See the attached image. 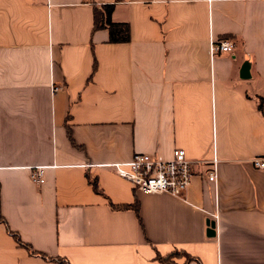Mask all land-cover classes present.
Listing matches in <instances>:
<instances>
[{
  "label": "crops",
  "instance_id": "obj_1",
  "mask_svg": "<svg viewBox=\"0 0 264 264\" xmlns=\"http://www.w3.org/2000/svg\"><path fill=\"white\" fill-rule=\"evenodd\" d=\"M106 3L130 41L94 27ZM261 102L264 0H0V264H58L8 227L72 264H264ZM175 148L216 180L148 194L103 166Z\"/></svg>",
  "mask_w": 264,
  "mask_h": 264
},
{
  "label": "built area",
  "instance_id": "obj_2",
  "mask_svg": "<svg viewBox=\"0 0 264 264\" xmlns=\"http://www.w3.org/2000/svg\"><path fill=\"white\" fill-rule=\"evenodd\" d=\"M234 46L235 43L230 39L211 37L210 53L214 55L219 52H229L234 49ZM218 161V156L215 153L213 159L201 157L194 160L187 156L185 149L175 148L170 160L154 157L145 152H137L126 162L115 161L105 163L103 166L112 168L120 177L127 179L133 187L144 193H167L174 196H184L193 180L195 166L199 163L211 164L212 169L209 171L208 178L214 181L217 178L216 165ZM254 164L264 168V158L254 159ZM43 168L44 166H38L30 174L36 184L45 181Z\"/></svg>",
  "mask_w": 264,
  "mask_h": 264
},
{
  "label": "trees",
  "instance_id": "obj_3",
  "mask_svg": "<svg viewBox=\"0 0 264 264\" xmlns=\"http://www.w3.org/2000/svg\"><path fill=\"white\" fill-rule=\"evenodd\" d=\"M115 8V3H106L104 5H102L100 8L95 6L94 12H95V20H94V27L95 28H109L110 31V37L109 40L112 42H124V41H130V37H131V26H129L128 22H115L112 19V14H113V10ZM258 109L261 110V112L263 113L264 116V110H263V105L262 102L259 103L258 105ZM89 181L92 183L93 188H95L96 191H101V189L98 186V182L89 177ZM111 206L113 207H117L113 202L111 203ZM134 208L136 210V212L138 213L139 210V202H136L135 204H127L125 206H121L120 208ZM0 222H4L7 223L6 220L4 219L2 213H1V208H0ZM7 225V224H6ZM8 232L11 233L12 235H14V237L16 238L17 242L20 245H23L24 247L26 246L30 252L32 254H36V255H42L44 258L54 261L58 264H72L71 262H69L65 257H61V256H49L47 254H44L42 252H37L36 250H34L28 243H24L22 241V239L20 238V236L12 231L11 229H9L8 227ZM159 260H161V264H171L172 261L170 259V257H162V256H158ZM191 256L188 257V259H190Z\"/></svg>",
  "mask_w": 264,
  "mask_h": 264
},
{
  "label": "water",
  "instance_id": "obj_4",
  "mask_svg": "<svg viewBox=\"0 0 264 264\" xmlns=\"http://www.w3.org/2000/svg\"><path fill=\"white\" fill-rule=\"evenodd\" d=\"M249 75H250V66H249V62L246 61L242 65L241 76L248 77Z\"/></svg>",
  "mask_w": 264,
  "mask_h": 264
}]
</instances>
